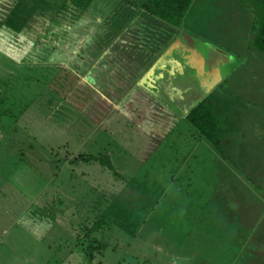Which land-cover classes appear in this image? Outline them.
I'll return each instance as SVG.
<instances>
[{"label": "rangeland", "instance_id": "1", "mask_svg": "<svg viewBox=\"0 0 264 264\" xmlns=\"http://www.w3.org/2000/svg\"><path fill=\"white\" fill-rule=\"evenodd\" d=\"M66 1L68 0H19L5 25L14 27L21 35L18 40L22 42L24 35L21 30L35 13L52 14L59 5H65ZM142 1L145 0H122L115 13L122 16L136 14V10H132L134 6L130 9L129 5L131 2ZM256 7L254 0H197L187 13V19L183 20L187 27L185 31L200 34L214 43L213 46H219L225 54L229 52L235 55L228 67H235V73L221 85L217 84L214 91H217V95H233L229 97V101L233 102L232 107L237 110L233 115L239 119L232 125H223L227 126L229 137L233 140L234 151L237 153L235 158L244 154V158L248 160L246 164L249 161L264 163V52L255 45ZM195 19L199 21L196 22ZM1 27L0 22V29ZM177 27L183 28L184 23ZM6 35L8 36V31ZM15 35L16 33H12L10 36ZM47 39L48 43L55 42L52 35ZM1 41L3 44L9 43L5 37ZM34 42L43 45L47 40L42 35ZM81 50L82 60L85 62L80 64L81 61L76 60L79 63L76 65H80L78 72L83 71L82 67L88 68V60L91 58L88 48L84 46ZM6 51L9 55L12 52L9 49ZM37 54L39 55V51ZM9 55L0 52V93H4L0 94V264H60L63 259L69 264H247L242 247L239 250L238 245L225 243L231 242L228 241V235L223 239L210 238L208 233L201 231V227H190V218L186 215L192 211L183 208L185 194L182 191L187 192L191 188L190 184H194L193 180L200 184L199 178H202L203 182L209 180L208 184H213L216 178L210 179L209 174H205L201 166L198 168V163L193 160L184 166L192 172L190 177L181 164L187 161L184 160L185 157L194 159L195 156H201L202 162L206 158L204 164L209 167L212 158L222 159V156L207 149V144L197 145V148L190 145L195 139L188 133L191 127L185 121H180L177 125L170 124V128H166V122L156 123L153 118L165 106L156 100L146 103L150 98L146 92L138 100L119 98L121 101L125 99L122 106L118 104L119 109H124L121 113H118L120 111L116 107H107L104 99L93 92L91 99L98 111L95 114L92 110V118L89 117L90 121L86 120V113L81 112L84 111L82 106H85L83 99L90 91L77 74L68 71L59 62L57 65L45 62L31 65L32 62L10 59ZM66 55L65 52L64 56ZM64 86L69 89L64 97L72 103L74 114L64 108L66 100L57 98V101L49 105V100L46 99L47 96L51 97L55 87L59 88L60 93ZM82 93L85 95L82 96ZM43 94L44 98H40ZM35 107L41 111L32 109ZM102 113L103 116L113 117L107 122L111 129L105 127L104 122H101L102 125L99 123ZM77 115H80L79 119H75ZM25 119H29V122ZM13 129H19V132ZM161 139L163 143L157 144ZM19 142H25V145ZM30 145L36 148V152L30 151ZM57 145H66L64 151L60 150V154L63 152L64 155L66 150L74 153V156L80 152L110 155L115 171L102 169L100 163H94L102 170L95 171L89 182L79 175V168L74 174L70 169L71 165L64 166L57 178L53 176L57 171L54 169L57 162L52 167L51 161L47 163L37 160L40 164V169L36 168L37 170L25 163V158L53 156L50 153L51 147ZM243 145L245 148L240 151V146ZM25 167L34 171L29 173ZM39 170L43 173L40 174ZM193 170H199V175L203 176L199 177ZM207 170L210 172L208 168ZM236 170L239 171L237 168ZM115 173L119 175H114ZM254 173L251 171L253 176L258 175ZM258 173L264 177V169ZM235 174H238L243 183L247 182L241 171H236ZM165 181L168 182L167 186H164ZM16 182L23 183L19 186ZM250 189L253 190L252 186ZM155 198L160 200L157 208H163V216L150 217L148 226H141L139 233L134 235L127 231L126 225L124 228L118 224L106 226L105 230H100L99 237L108 247L102 253L94 251V260L90 261L86 257L82 244L76 247L73 243L71 247V242L65 243V240L72 241V238H79L93 228L98 216L103 211L109 212V208L114 206L112 202L119 203V209L114 207V212H118L123 210L120 205L134 209L146 200L154 203ZM228 203L230 202L226 201L225 204ZM225 211L219 213L225 217L220 219L221 223L224 224L225 220V225L234 231L240 223L235 224L232 219L227 220L226 216L241 219L246 215L247 209L244 206L240 208L239 205L233 209L226 207ZM214 213L215 211H210L206 214L204 211L203 214L212 219L216 216ZM45 214L51 219V222L48 219L49 224L42 222ZM188 217L193 220L198 215ZM157 220L160 225L155 226L154 231L152 227ZM240 222L242 227H249L242 220ZM170 228L174 229L171 234L167 233L168 229L172 232ZM262 232L264 230L257 227V233ZM184 238H188L186 244L178 246ZM238 241L239 246H242V242ZM253 244L248 240L246 247L248 245L250 251L255 252L264 250V244ZM255 260V264H264V254L255 255Z\"/></svg>", "mask_w": 264, "mask_h": 264}, {"label": "crops", "instance_id": "2", "mask_svg": "<svg viewBox=\"0 0 264 264\" xmlns=\"http://www.w3.org/2000/svg\"><path fill=\"white\" fill-rule=\"evenodd\" d=\"M18 1L0 0V22L2 24L0 52L9 55L6 51L9 49L12 51H10V59L32 62L31 65H39L41 62L57 65L59 62L61 66H65L68 71L77 74L78 78L85 82L91 91V96L95 93L100 95L110 105L116 107L120 111L118 113L124 110L119 109L118 104L122 106V102L125 100L121 101L119 98H130L129 100L137 98L138 100L143 96V92H146L151 98L146 103L156 100L167 109L177 111L178 117L182 116L183 118L201 100L216 90L217 84L221 85L236 71L235 67L228 69L235 57L234 54L229 52L225 54L218 48L219 46H213L214 43L204 39L200 34L185 31L187 29L186 22H183L185 28H176L138 8L132 9L136 10V14L118 15L115 13V9L117 10L121 5L122 0H68L64 7L59 5L56 12L52 14L35 13L21 30V34L24 35L21 42L18 40L21 35L17 30L12 26H6ZM81 6L82 8L86 7L83 11L85 20L79 19ZM42 11H44L43 8ZM186 19L187 15L184 21ZM194 21L199 20L195 19ZM7 31L8 36L6 35ZM176 31L178 32L176 33ZM12 33H16V35L10 36ZM42 35L47 42L42 43L43 45L34 42ZM51 35L55 42L48 43L47 38ZM3 37L7 38L8 44H3L1 41ZM38 44L39 46H37ZM84 46L88 48L91 58L88 60V68L82 67L83 71L78 72L80 65H76L79 64L76 60L79 59L80 64L85 62L82 60L81 50ZM37 51H39V55ZM64 51L66 56H64ZM44 57L45 59H43ZM0 94L4 95V93ZM162 112H157V116L153 118L156 123L166 121V116ZM158 143L163 142L161 140ZM198 157L195 156L193 159L188 156L184 160H187L186 162L193 160L198 163ZM181 166L185 173L191 177L192 172L185 169V165L181 164ZM180 189L182 190L181 186ZM183 192L186 193L185 190ZM205 204L184 201L183 208L192 211L188 212L187 216L196 214L199 217V219L196 217L193 220H191L192 217H187L190 218V227L192 229L197 226L201 227V231L206 232L205 234L208 233L210 238L223 239L228 235V241L231 242L225 243L238 245L239 250L242 247L244 261H247V264H255V255L262 256L264 250L250 251V247L248 245L246 247L249 239H237L239 225L234 231L231 230V227H223L224 225L219 221L223 219V216H215L212 219L205 217L207 213L205 215L203 213L208 209V204ZM222 204H218L219 209L223 208L224 204ZM238 207V205L230 204L228 208ZM170 209L172 208L170 207ZM220 211L222 212V210ZM163 212V208L158 211L162 216ZM229 219H232L235 224H239V218ZM157 223L160 222L157 220ZM171 230L172 232L168 229L167 233H173L174 229ZM175 238L177 237L175 236ZM181 240L183 242H179L178 246L183 247L182 245L186 244L188 238ZM237 240L243 242L242 246H239ZM188 252L192 253V251ZM237 254H240V251H237Z\"/></svg>", "mask_w": 264, "mask_h": 264}, {"label": "trees", "instance_id": "3", "mask_svg": "<svg viewBox=\"0 0 264 264\" xmlns=\"http://www.w3.org/2000/svg\"><path fill=\"white\" fill-rule=\"evenodd\" d=\"M196 1L197 0H145L140 3L131 2L129 6L131 7L134 6V8L143 9L146 11L147 14L151 16H155L165 21L168 25L174 26L177 28L178 25L180 26L183 23V20L185 19L187 13L193 7V4ZM254 1L257 3V7H256L257 12L255 11L257 14V18L255 19L256 21H255V26H254V29L256 31L255 32L256 33L255 45L258 50H260L261 52H264V0H254ZM88 4H90V2H88ZM60 6L64 7V5H60ZM85 8L86 7L84 8H82V6L80 7V10H81L80 15H79L80 20H85V17H84L85 14H83V11L85 10ZM177 32L178 31H176V33ZM53 90L54 92L52 93V95H50L51 97L49 98L48 96L46 97V99L49 100L48 104L49 105L53 104L55 101H57V98L64 99L66 100L65 101L66 104H64L65 107L64 106L63 107L69 112L74 114V109L71 105L72 103L70 104L68 101L69 99L64 97L67 95V91H69V89H67V87L64 86V88L61 90L63 92H60V93H58V90H59L58 87H55ZM75 90L78 91L77 88H75ZM84 95L85 94L82 93V96ZM98 96L100 98H103L100 95ZM222 96L223 95H217V91L211 92L203 100H201L194 108H192L183 118L182 116L178 117L177 111L168 110L167 107L165 106L163 108L162 113L166 116V121H161V122H166L167 123L166 128H168L170 124L177 125L180 121H185L191 127L188 133H190V135L193 136V139H195V142H192L190 145H194L197 148V145L199 146L202 144H207V147H206L207 149L209 148V150L210 149L213 150L215 153H217V155L222 156V159L218 157L217 155L216 156L218 158H212V160L209 162V165H208L209 167H207V165L204 164V162L206 161V158L202 162L201 156L198 157L199 164H197V167L200 168L199 166H201V168H203L202 171H205V174L208 173L210 176V179L211 178L213 179L216 178V179L213 184H208L209 180H206L203 182L202 178H199L201 182L200 184L197 183L198 185L196 184L195 180H193V183L196 186L188 182L191 188L186 193L183 192L184 190L182 191L185 194L184 201L189 200V202L192 201V203L201 202V204L207 203L208 209H206L205 212L207 213L210 211H215L214 215L216 216H218L219 213L221 214L222 212L225 213L226 207H229L230 204H234L238 206L240 205V208L241 206H244V208L247 209V212H246V215H244L243 217L240 216L241 219H238L239 220L238 223L240 224L238 226V232H237L238 238L237 239H241V240L249 239L254 243L253 245L264 244V232H262L261 234L257 233V227L264 230V177H262V175L258 173L260 172V170L262 171L264 169L263 167L264 163L262 161L261 162L258 161L256 163H252L249 161L246 164V161L248 160L244 158V154L238 155L235 158L236 152L234 151L235 146H234L233 140L230 139L229 137V134H228L229 130L228 128H226L227 126L223 124L227 123V124L232 125L234 121L235 123H236V120L238 121L239 117L233 115L234 113H236L237 110L234 107H232L233 102L229 101L230 100L229 97H233V95L223 96V98L225 97V99H223ZM40 98H44V94ZM83 102L85 103V106H82L84 111H82L81 113H86L85 114L86 120H89L90 118H92L90 116V113H92V110L95 114L98 111L91 99V91L89 92V95H87L83 99ZM103 102L106 105L107 104L110 105L105 99ZM32 109H37L41 111L40 108L38 109L36 107ZM37 110L35 111L38 112ZM79 116L77 115L75 119H79ZM110 119H113V118L112 117L109 118L105 115L103 116V113H102V116L98 119V121L100 124L101 122H104L105 127L108 126V128L111 129V126L107 123ZM68 120H70V116ZM25 121L29 122V119H25ZM79 121H81V119ZM28 122H26V124H28ZM107 130L105 131L108 133ZM13 131L18 133L19 129H13ZM69 131L71 132V130ZM71 134L73 133L71 132ZM20 137H22V135H20ZM20 144L25 145V142L20 143ZM64 147H66V145L65 146L57 145L54 147L52 146L50 153L53 156H49V157L41 156L40 157L41 159L37 157H36L37 159H26L25 158V163H27L32 169H36V168L40 169L39 167L40 164L36 162L37 160L38 161L40 160V162L46 161L47 163L51 161L52 167H53V164L57 162L56 167H54V169H56L57 171L56 173L53 174V176H57V178L61 175L60 172L62 171L64 166L71 165L70 169L72 170V172H74V174L75 172L77 173L78 171L77 169L79 168L80 170L79 175L87 179L89 182L91 180L92 174H94L95 171L97 172L98 170H102L106 168L112 171H115L114 164L110 158V155H95L93 153L80 152L74 156V153L69 152V150H66L65 155L62 152L63 154L62 155L60 154L61 153L60 150L63 149L64 151ZM244 148H245V145L240 146V149H241L240 151L244 150ZM29 149L30 151L34 150L36 152V148L32 147L31 145ZM231 150L233 152H231ZM32 157H35V156L32 155ZM32 161H34L35 164ZM157 162H159V159L157 160ZM94 163H100L102 169H98V167H96ZM186 163L187 162H183V165H185ZM207 168L210 170V172L207 170ZM236 168L239 169V171L236 170ZM24 169H28V167H25ZM30 171L32 172L34 170H29L28 172L30 173ZM236 171L239 173L241 171V173L244 176H246L247 182L243 183V180L241 181L239 179L240 177L238 176V174H235ZM251 171L255 172L254 174H258V175L253 176L251 174ZM39 172L40 174L43 173V171H40V170ZM193 173L198 174L199 177L202 175V174L199 175L201 173V172L199 173V170L198 172L194 170ZM114 175H119V174L115 173ZM204 178H208V176L207 177L204 176ZM170 180L172 181L173 178ZM165 182H166V185L164 186H167L168 182L167 181ZM21 183L23 182H16V185L20 186ZM45 183L46 181L44 182V184ZM191 183H192V180H191ZM251 186L253 190L250 189ZM95 189H97V187ZM236 194L237 196H235ZM230 196L233 198L230 199L229 198ZM223 198L226 201H229L230 203H228V205L225 204L226 201ZM154 201L155 202L153 203L151 200H148V201L146 200L144 203H142V205L136 206L134 207V209H131L130 207H127V206L125 207V206L120 205L121 208H123V210L118 211V212H114V211H116V208L119 209V206L117 207L119 203L114 201L117 204L115 205V203L112 202L111 204L114 206L109 208V212L105 213V211H103V213L100 216H98L93 228L88 229L84 234H82V232L79 233L78 235L82 234L79 238L77 237L76 239H74L71 237L72 241H70L69 239L65 240V243L69 244V242H71V247H73L72 246L73 243L76 245V247L82 244V247H83L82 249L84 250L83 251L84 254L90 261H92L94 260V257H95V255L93 254L94 251L95 252L98 251L102 253V251L108 247L107 243H105L99 237L100 230H105L106 226L108 225L117 226L118 224L119 226H122V228H124L126 225L127 226L126 229L128 228L127 231L133 232V235L135 233L138 234L141 229V226H146V225L148 226V221H149L148 219L150 217L156 218V217H159L160 215L158 211H160L161 209H159V207L157 208V205H159L160 200L158 198L157 199L155 198ZM219 203L224 204V205L222 204L223 205L222 209L218 208ZM115 206L116 208H114ZM39 207L41 208V206ZM220 210H222V212ZM50 216L52 217L51 212H50ZM186 217L188 216L186 215ZM48 219L49 218H47V215L45 214V218L43 219L42 222L45 221L49 224L51 222V219H49L50 222H48ZM223 219H225V217H223ZM226 219L228 220V216H226ZM241 220L243 224L245 225L247 224L246 226L249 225V227H242L243 225L241 226V222H240ZM219 221L221 223V220ZM225 222L226 221L224 220V224L221 223L224 225L222 226L229 228L228 225H225ZM159 225L160 223L153 225L152 229L155 231L156 230L155 226H159ZM91 234L93 237L92 236L90 237ZM261 241L262 243H260ZM71 247H69V249ZM60 264H69V263L64 261L63 259Z\"/></svg>", "mask_w": 264, "mask_h": 264}]
</instances>
